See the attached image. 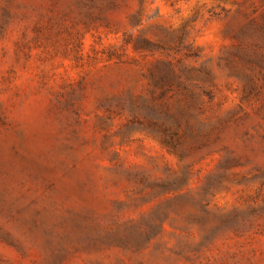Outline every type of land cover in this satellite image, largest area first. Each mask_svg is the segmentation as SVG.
<instances>
[{
  "label": "rangeland",
  "instance_id": "1",
  "mask_svg": "<svg viewBox=\"0 0 264 264\" xmlns=\"http://www.w3.org/2000/svg\"><path fill=\"white\" fill-rule=\"evenodd\" d=\"M0 264H264V0H0Z\"/></svg>",
  "mask_w": 264,
  "mask_h": 264
}]
</instances>
